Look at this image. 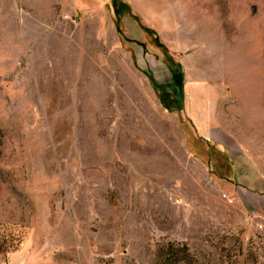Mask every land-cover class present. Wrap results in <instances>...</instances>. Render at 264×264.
I'll return each mask as SVG.
<instances>
[{"label": "rangeland", "instance_id": "1", "mask_svg": "<svg viewBox=\"0 0 264 264\" xmlns=\"http://www.w3.org/2000/svg\"><path fill=\"white\" fill-rule=\"evenodd\" d=\"M0 264H264V0H0Z\"/></svg>", "mask_w": 264, "mask_h": 264}, {"label": "trees", "instance_id": "2", "mask_svg": "<svg viewBox=\"0 0 264 264\" xmlns=\"http://www.w3.org/2000/svg\"><path fill=\"white\" fill-rule=\"evenodd\" d=\"M143 30L144 32L148 35L149 38H151V42L153 44H155L156 46H161V43L159 42L158 38H156L154 36V33H153V30L149 27H146V26H143ZM154 36V37H153ZM162 47V46H161ZM165 58L168 62V64L170 65L171 69H172V72L177 75L178 74V67L176 66L173 58L167 53L165 52ZM180 258H177L176 261H178ZM175 261V262H176Z\"/></svg>", "mask_w": 264, "mask_h": 264}, {"label": "built area", "instance_id": "3", "mask_svg": "<svg viewBox=\"0 0 264 264\" xmlns=\"http://www.w3.org/2000/svg\"><path fill=\"white\" fill-rule=\"evenodd\" d=\"M260 227L262 228V227H263V225H260Z\"/></svg>", "mask_w": 264, "mask_h": 264}]
</instances>
